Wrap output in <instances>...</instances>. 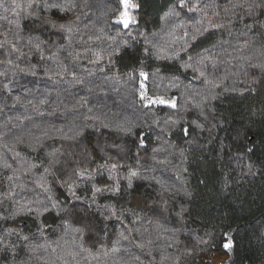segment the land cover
Wrapping results in <instances>:
<instances>
[{
    "label": "trees",
    "instance_id": "1",
    "mask_svg": "<svg viewBox=\"0 0 264 264\" xmlns=\"http://www.w3.org/2000/svg\"><path fill=\"white\" fill-rule=\"evenodd\" d=\"M131 2L0 0V264H264V0Z\"/></svg>",
    "mask_w": 264,
    "mask_h": 264
},
{
    "label": "snow or ice",
    "instance_id": "2",
    "mask_svg": "<svg viewBox=\"0 0 264 264\" xmlns=\"http://www.w3.org/2000/svg\"><path fill=\"white\" fill-rule=\"evenodd\" d=\"M35 0H30V3H29V7H32V3H34ZM120 3L123 4L124 8H125V11L121 12L120 13V20L123 22V25L125 27H127L130 23V21H134V17H130L128 12L126 11V9L128 8H136L138 7V5L134 4L131 2V0H120ZM55 7V5H53ZM180 6L181 7H184L185 6V0H180ZM17 7H19V5H17ZM192 9H189V11H191ZM5 19H7V17H5ZM53 27H56L55 24L52 25ZM60 28H64V25H59ZM39 45H37L38 47ZM153 103H157V104H166V103H171V106L172 107H175V103L174 102H169V101H165L163 98L161 97H157L154 101H151ZM187 130L185 129V132ZM79 135V133H78ZM133 175H136L135 173H133ZM29 211H31V209H29ZM23 239L27 240L28 237L25 236L23 237ZM225 248H231L232 247V242L231 240L228 241V243H226L224 245Z\"/></svg>",
    "mask_w": 264,
    "mask_h": 264
},
{
    "label": "rangeland",
    "instance_id": "3",
    "mask_svg": "<svg viewBox=\"0 0 264 264\" xmlns=\"http://www.w3.org/2000/svg\"><path fill=\"white\" fill-rule=\"evenodd\" d=\"M131 9H132V8H128V9H126V11L128 12V14H129L130 17H132V15H131V13H130V10H131ZM123 11H125V8H124ZM118 22L123 24V22L120 20V17H119ZM131 23H132V21H130L129 25H130ZM153 104H157V103H153Z\"/></svg>",
    "mask_w": 264,
    "mask_h": 264
}]
</instances>
